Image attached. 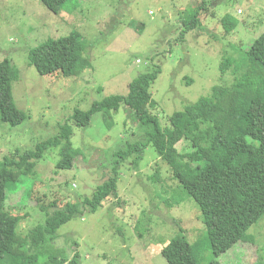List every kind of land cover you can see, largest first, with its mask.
<instances>
[{
  "label": "rangeland",
  "instance_id": "1",
  "mask_svg": "<svg viewBox=\"0 0 264 264\" xmlns=\"http://www.w3.org/2000/svg\"><path fill=\"white\" fill-rule=\"evenodd\" d=\"M191 19L196 26L186 29ZM72 31L81 33L83 57L92 68L85 66L76 76L43 75L29 63L31 48ZM263 32L264 0H69L58 13L40 0H0V61L9 58L19 70L12 96L26 113L15 126L0 119V159L19 156L56 134L59 125L72 124L75 109L87 110L113 94L126 96L133 79L155 66L161 72L150 87L151 111L164 128L175 111L210 95L216 85H231L240 71L232 72V64L223 74L224 57L239 64ZM147 129L122 103L117 111L96 113L87 126L73 122V146L81 152L72 169L56 167L59 154L53 148L36 161L32 174L8 171L6 208L21 216L20 235L45 222L39 204L51 213L67 201L81 203L56 239L44 245L41 262L78 252L80 264H168L169 241L179 227L192 240L202 234L200 210L191 198L174 207L160 199L180 192L171 170L182 171L186 163L170 166L151 144L141 158L132 153L121 163L116 194L94 212L83 207L82 197L111 176L112 154ZM176 146L187 149L186 142ZM53 201L56 206L49 205ZM262 223L264 217L248 230L256 243H237L216 259L264 264ZM200 259L210 261L213 255L207 250Z\"/></svg>",
  "mask_w": 264,
  "mask_h": 264
},
{
  "label": "trees",
  "instance_id": "2",
  "mask_svg": "<svg viewBox=\"0 0 264 264\" xmlns=\"http://www.w3.org/2000/svg\"><path fill=\"white\" fill-rule=\"evenodd\" d=\"M40 1L58 13L69 0ZM195 26L196 20L191 19L185 28ZM81 37L79 31H72L63 37L48 38L29 50V63L43 75L59 72L63 76H76L85 66L92 68L83 57ZM232 64L236 65L232 72L240 71V74L231 85H216L210 95L175 111L164 128L151 111L155 102L150 87L161 72L155 66L133 79L126 96L113 94L93 101L87 110L75 109L70 117L72 124L59 125L56 134L39 141L34 148L24 149L19 156H3L0 159V264H80L78 252L70 259L52 257L41 262L40 258L44 245L56 239L58 229L79 212L81 203L67 201L51 213L48 206L39 204L46 213L45 222L20 235L17 226L21 216L6 208L8 171L32 174L36 161L53 148L59 154L56 167L72 169L81 152L73 146V122L76 126H87L96 113L117 111L122 103L148 129L140 139L117 148L112 154L111 176L90 197H82L83 207L94 212L106 198L116 194L121 163L132 153L141 158L151 144L170 166L186 163L182 171L171 170L180 192L159 198L169 207L185 205V199L191 198L200 210L204 227L195 240L190 239L185 229L178 228L169 241L168 264H223L216 258L235 244L256 243L255 234H248V230L264 217V32L244 51L239 64L231 56H225L222 73ZM18 78V68L9 58L2 59L0 119L12 126L26 119V113L13 102L12 84ZM185 142L186 151L178 150L176 145ZM154 176L156 179L158 175L154 173ZM56 204L53 201L49 205ZM261 226L264 228V223ZM207 250L213 255L210 261L200 259Z\"/></svg>",
  "mask_w": 264,
  "mask_h": 264
},
{
  "label": "clouds",
  "instance_id": "3",
  "mask_svg": "<svg viewBox=\"0 0 264 264\" xmlns=\"http://www.w3.org/2000/svg\"><path fill=\"white\" fill-rule=\"evenodd\" d=\"M137 61H139V60H137Z\"/></svg>",
  "mask_w": 264,
  "mask_h": 264
}]
</instances>
